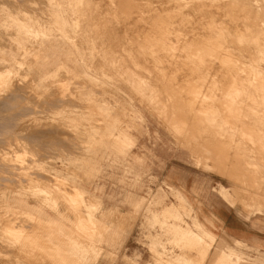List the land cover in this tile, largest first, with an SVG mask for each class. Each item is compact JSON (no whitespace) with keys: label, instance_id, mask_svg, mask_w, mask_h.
Returning <instances> with one entry per match:
<instances>
[{"label":"rangeland","instance_id":"obj_1","mask_svg":"<svg viewBox=\"0 0 264 264\" xmlns=\"http://www.w3.org/2000/svg\"><path fill=\"white\" fill-rule=\"evenodd\" d=\"M262 152L257 2L0 0V264L129 261L136 224L152 264H237L174 170L264 217Z\"/></svg>","mask_w":264,"mask_h":264},{"label":"crops","instance_id":"obj_2","mask_svg":"<svg viewBox=\"0 0 264 264\" xmlns=\"http://www.w3.org/2000/svg\"><path fill=\"white\" fill-rule=\"evenodd\" d=\"M171 166L167 164L166 168L169 170ZM180 169L174 170L180 173L182 177L181 187L183 192H186V195L182 192L183 199L197 200L196 206L193 207V211L196 213V219L200 222V215L204 217H209L213 225L219 229V232L224 236V242L227 248H232L235 254L226 256L230 258L231 263L237 264H255L254 259L257 260L256 264H264V217L258 214H253L247 216L242 213L241 210L235 207L234 203H231L226 194H217L214 196L210 203H207L200 207V191L198 195L195 196L194 189L198 190V186H194L195 180H199L200 171L194 169L190 166H179ZM226 187L222 189V192L225 191ZM238 199V198H237ZM229 201V202H228ZM260 223V229L256 228L258 222ZM202 224V223H201ZM203 228L206 230H211L203 225ZM142 238L141 229L137 224L133 227L130 232H127L124 238V245L126 246V257L129 261L123 260L119 257L112 264H152L155 261V258L148 252L146 247L138 242V239ZM204 242V241H203ZM200 246V242L198 244ZM216 246V240L210 248V253L213 252ZM240 246L238 249L237 247ZM245 247V248H241ZM258 247L259 253L254 254L251 250L247 248ZM222 250H226L223 248ZM221 250V251H222ZM183 259H191L192 257H182ZM219 259V253L214 254L212 262L216 263ZM198 261H200L198 259ZM99 264H109L108 258L102 252Z\"/></svg>","mask_w":264,"mask_h":264},{"label":"bare ground","instance_id":"obj_3","mask_svg":"<svg viewBox=\"0 0 264 264\" xmlns=\"http://www.w3.org/2000/svg\"><path fill=\"white\" fill-rule=\"evenodd\" d=\"M3 1H4V0H3ZM18 1H19V0H18ZM22 1H23V0H22ZM253 1L257 2V3H258V7L264 11V0H247V2H253ZM4 6H5V5H4ZM184 10H185V9H184ZM236 17H237V16H236ZM209 18H210V17H209ZM234 18H235V17H234ZM198 19H199V18H198ZM126 20H127V19H126ZM201 20H203V19H201ZM237 20H238V19H237ZM212 21H213V20H212ZM190 22H191V21H190ZM198 23H199V22H198ZM213 23H214V22H213ZM206 24H207V23H206ZM211 24H212V22H211ZM121 26H122V25H121ZM224 26H225V25H224ZM262 26H263V25H262ZM253 30H255V29H253ZM255 31H256V30H255ZM129 32H130V31H129ZM186 35H187V34H186ZM169 36H170V35H169ZM166 37H167V36H166ZM205 39H206V38H205ZM207 41H208V40H207ZM167 44H168V43H167ZM205 46H206V45H205ZM169 47H170V46H169ZM206 47H207V46H206ZM195 48H196V47H195ZM207 48H208V47H207ZM220 49H221V48H220ZM222 49H223V48H222ZM171 50H172V49H171ZM204 50H205V49H204ZM172 51H173V50H172ZM213 51H214V50H213ZM208 52H209V51H208ZM208 54H209V53H208ZM211 54H212V53H211ZM213 54H214V53H213ZM155 55H156V54H155ZM165 55H166V54H165ZM223 55H224V54H223ZM235 55H236V54H235ZM70 56H71V55H70ZM210 56H211V55H210ZM157 57H158V56H157ZM236 57H237V56H236ZM209 59H210V58H209ZM165 62H166V61H165ZM175 62H176V61H175ZM173 63H174V62H173ZM173 65H174V64H173ZM204 67H205V66H204ZM169 68H170V67H169ZM212 69H213V68H212ZM155 77H156V76H155ZM35 78H36V77H35ZM15 80H16V79H15ZM13 81H14V80H13ZM11 84H12V83H11ZM15 84H16V83H15ZM62 84H63V83H62ZM145 84H147V83H145ZM13 85H14V84H13ZM17 85H18V84H17ZM11 86H12V85H11ZM148 88H149V87H148ZM7 89H8V88H7ZM12 89H13V88H12ZM20 91H21V90H20ZM20 91H19V93H20ZM15 92H16V91H15ZM17 92H18V91H17ZM25 92H26V91H25ZM27 92H28V91H27ZM6 93H7V92H6ZM12 93H14V92H12ZM19 93H18V95H19ZM42 93H43V92H42ZM8 94H9V93H8ZM26 94H27V93H26ZM28 94H29V93H28ZM38 94H40V93H38ZM18 95H17V96H18ZM20 95H21V94H20ZM20 95H19V96H20ZM32 95H33V94H32ZM19 96H18V97H19ZM22 96H23V95H22ZM38 96H39V95H38ZM163 96H164V95H163ZM5 97H6V96H5ZM7 97H9V96H7ZM23 97L26 98L25 96H23ZM29 97H30V96H29ZM68 97H69V96H68ZM32 98H34V96H33ZM32 98H31V99H32ZM41 98H42V97H41ZM49 98H50V97H49ZM229 98H230V97H229ZM14 99H15V98H14ZM17 99H18V98H16V100H17ZM21 99H22V98H21ZM55 99H56V98H55ZM65 99H66V98H65ZM11 100H13V99H11ZM16 100H15V101H16ZM22 100H24V99H22ZM37 100H38V99H37ZM42 100H43V99H42ZM61 100H62V99H61ZM1 101H2V100H1ZM17 101H18V100H17ZM19 101H20V99H19ZM19 101H18V102H19ZM62 101H63V100H62ZM184 101H185V100H184ZM5 102H6V101H5ZM28 102H29V101H28ZM35 102H36V101H35ZM39 102H40V101H39ZM43 102H44V101H42V103H43ZM50 102H51V101H50ZM55 102H56V101H55ZM72 102H73V101H72ZM1 103H2V102H1ZM8 103H9V102H8ZM8 103H7V104H8ZM40 103H41V102H40ZM47 103H49V102H47ZM52 103H53V102H52ZM194 103H195V102H194ZM226 103H227V102H226ZM9 104H10V103H9ZM14 104H15V103H14ZM50 104H51V103H50ZM231 104H232V103H231ZM12 105H13V104H12ZM12 105H11V107H12ZM15 105H16V104H15ZM36 105H37V104H36ZM53 105H55V104H53ZM78 105H79V104H78ZM3 106H5V105H3ZM6 106H7V105H6ZM6 106H5V107H6ZM51 106H52V105H51ZM1 107H2V106H1ZM46 107H47V106H46ZM225 107H226V106H225ZM3 108H4V107H3ZM47 108H48V107H47ZM51 108H52V107H51ZM4 109H5V108H4ZM4 109H3V110H4ZM8 109H9V108H8ZM183 110H184V109H183ZM232 110H233V109H232ZM37 111H38V110H37ZM28 112H29V111H28ZM30 112H31V111H30ZM14 113H15V112H14ZM18 113H19V112H18ZM18 113H16V114H18ZM34 113H35V112H34ZM16 114H15V115H16ZM19 114H20V113H19ZM11 115H12V114H11ZM15 115H14V116H15ZM200 115H201V114H200ZM41 116H43V115H41ZM11 117H12V116H11ZM17 117H18V115H17ZM1 118H2V117H1ZM7 118H8V117H7ZM8 119H9V118H8ZM13 119H16V118H13ZM3 120H4V119H3ZM6 120H7V119H6ZM4 121H5V120H4ZM4 121H3V122H4ZM10 121H11V120H10ZM15 122H16V121H15ZM236 123H237V122H236ZM1 124H4V123H1ZM7 124H8V123H7ZM12 124H13V123H12ZM28 124H29V123H28ZM28 124H27V125H28ZM5 125H6V124H5ZM10 125H11V124H10ZM1 126H2V125H1ZM6 126H7V125H6ZM52 126H54V125H52ZM52 126H51V127H52ZM4 127H5V126H4ZM13 127H14V126H13ZM17 127H18V126H17ZM41 128H42V127H41ZM49 128H50V127H49ZM11 129H12V128H11ZM43 129H44V128H43ZM43 129H42V130H43ZM3 130H4V129H2V131H3ZM4 131H5V130H4ZM4 131H3V132H4ZM5 132H6V131H5ZM7 133H8V132H7ZM57 133H58V132H57ZM1 134H2V133H1ZM17 134H18V133H17ZM32 134H33V133H32ZM36 134H37V133H36ZM4 135H5V134H4ZM6 135H7V134H6ZM14 135H15V134H14ZM56 135H57V134H56ZM59 135H60V134H59ZM12 136H13V135H12ZM60 136H61V135H60ZM7 137H8V136H7ZM29 137H30V136H29ZM29 137H28V138H29ZM35 137H36V136H35ZM46 137H47V136H46ZM51 137H52V136H51ZM3 138H5V137H3ZM54 138H55V137H54ZM54 138H53V139H54ZM7 139L9 140V138H7ZM10 139H11V138H10ZM19 139H20V138H19ZM37 139H38V138H37ZM1 141H2V140H1ZM3 141H4V140H3ZM5 141H6V140H5ZM47 141L49 142V140H47ZM55 141H56V140H55ZM55 141H54V142H55ZM7 142H8V141H7ZM15 142H16V141H15ZM28 142H29V141H28ZM30 142H32V141L30 140ZM33 142H34V141H33ZM42 143H43V142H42ZM44 143H45V142H44ZM50 143H52V142L50 141ZM19 144H20V143H19ZM59 144H60L59 146H62L61 143H59ZM3 145H4V143H3ZM39 145H40V144H39ZM46 145H47V144H46ZM51 145H52V144H51ZM65 145H66V144H65ZM57 146H58V143H57ZM59 146H58V147H59ZM46 147H47V146H46ZM51 147H52V146H51ZM68 147H69V146H68ZM9 148H10V147H9ZM18 148H19V147H18ZM31 148H32V147H31ZM40 148H41V147H40ZM71 148H72V147H71ZM28 149H29V148H28ZM48 149H49V148H48ZM64 149H65V148H64ZM67 149H68V148H67ZM4 150H5V149H4ZM4 150H3V151H4ZM39 150H40V149H39ZM65 150H66V149H65ZM6 152H7V151H6ZM11 152H12V151H11ZM17 152H19V150H18ZM36 152H37V151H36ZM56 152H57V151H56ZM60 152H61V151H60ZM14 153H15V152H14ZM5 154H6V153H5ZM17 154H18V153H17ZM12 155H13V154H12ZM45 155H46V154H45ZM48 155H49V154H48ZM8 156H9V155H8ZM28 156H29V155H28ZM210 156H211V155H210ZM24 157H25V155H24ZM24 157H23V158H24ZM46 158H47V157H46ZM35 159H36V158H35ZM24 160H25V159H24ZM26 160H28V159H26ZM29 160H30V159H29ZM29 160H28V161H29ZM3 161H6V160H2V162H3ZM2 162H1V163H2ZM4 163L6 164V162H4ZM22 164H23V163H22ZM17 165H18V164H17ZM20 165H21V164H20ZM10 166H11V165H10ZM12 166H13V165H12ZM23 166H24V165H23ZM1 167H2V166H1ZM18 167H20V166L18 165ZM15 168L17 169V167H15ZM26 168H27V167H26ZM20 169H21V168H18V170H20ZM27 169H28V168H27ZM5 170H7V169H5ZM5 170H4V171H5ZM8 171H9V170H8ZM22 172H23V171H22ZM31 172H32V171H31ZM31 172H30V173H31ZM3 173H4V172H3ZM9 173H10V172H9ZM23 173H24V172H23ZM37 173H38V172H37ZM37 173H36V174H37ZM41 173H42V172H41ZM1 175H2V174H1ZM3 176H4V175H3ZM15 176H16V178H17V175H16V174H15ZM20 176H21V175H20ZM28 176H29V175H28ZM21 178H22V177H21ZM35 178H36V177H35ZM1 179H2V178H1ZM18 179H19V178H18ZM25 179H26V178H25ZM36 179H37V178H36ZM12 180H13V179H12ZM9 181H10V180H9ZM24 182H25V181H24ZM51 182H52V180H51ZM10 183H11V182H10ZM25 183H26V182H25ZM11 184H12V183H11ZM21 184H22V183H21ZM13 185H14V184H13ZM19 185H20V184H19ZM69 186H70V185H69ZM60 187H61V186H60ZM2 188H3V186H2ZM61 193H62V191H61ZM75 193H76V192H75ZM66 194H67V193H66ZM72 194H73V193H72ZM77 194H79V193L77 192ZM62 195H63V193H62ZM66 196H67V195H66ZM66 196H65V197H66ZM68 196H69V195H68ZM77 197H78V196H77ZM80 197H81V196H80ZM70 198H74V196H73V197L71 196ZM70 198L67 197L68 200H69ZM70 200L72 201V199H70ZM73 200L75 201V198H74ZM68 202H69V201H68ZM76 218H77V217H76ZM25 225H26V224H25ZM23 226H24V225H23ZM55 226H56V225H55ZM53 228H54V227H53ZM32 229H33V228H32ZM193 238H194V237H193ZM44 240H45V239H44ZM53 245H54V244H53ZM227 257H228V256H227ZM227 257H226L225 255H223V253H220V255H219V259H220V260H224V259L227 258Z\"/></svg>","mask_w":264,"mask_h":264},{"label":"snow or ice","instance_id":"obj_4","mask_svg":"<svg viewBox=\"0 0 264 264\" xmlns=\"http://www.w3.org/2000/svg\"><path fill=\"white\" fill-rule=\"evenodd\" d=\"M262 155H264V152H262Z\"/></svg>","mask_w":264,"mask_h":264}]
</instances>
